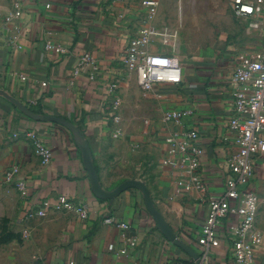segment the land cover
I'll return each mask as SVG.
<instances>
[{"label": "crops", "instance_id": "obj_1", "mask_svg": "<svg viewBox=\"0 0 264 264\" xmlns=\"http://www.w3.org/2000/svg\"><path fill=\"white\" fill-rule=\"evenodd\" d=\"M16 3L19 16L13 15ZM166 10L167 0H159L153 14L142 0H0V89L37 113L64 117L79 126L104 188L126 179L144 180L168 224L206 264H234L226 235L204 255L201 226L206 206L170 198L166 169L159 160L169 132L196 128L203 150L202 178L209 191H223L225 160L237 150L227 126L232 54L234 48L264 46L258 38L264 26L251 29L240 20L244 32L237 31L221 54L190 59L175 53L182 82L157 85L160 92L154 94L140 87L135 71L121 59L128 41L144 29L155 33L149 36V48L172 54L169 26L163 22ZM57 45L64 51H55ZM86 52L96 59V69L86 65L74 74L78 58ZM115 97L121 101L122 135L117 138L111 136ZM182 108L191 115L181 125L163 120V111ZM27 133L50 147L48 164L41 163ZM253 165L249 186L257 196L258 213L252 234L257 238V264H264V154L255 156ZM9 172L24 183L23 189L5 181ZM59 196L69 199L72 208L44 207V201L55 203ZM82 205L85 218L77 210ZM42 209L45 214H37ZM106 217L113 222L104 221ZM70 259L77 264H194L157 229L138 190L127 189L111 203L93 194L68 129L34 120L0 96V264H67Z\"/></svg>", "mask_w": 264, "mask_h": 264}, {"label": "built area", "instance_id": "obj_2", "mask_svg": "<svg viewBox=\"0 0 264 264\" xmlns=\"http://www.w3.org/2000/svg\"><path fill=\"white\" fill-rule=\"evenodd\" d=\"M158 2L159 0H142L149 14L156 11ZM14 8L13 15L19 16L20 4L16 3ZM231 9L234 17L238 21L244 19L249 28L260 29L264 26V2L232 0ZM153 35V31L144 29L131 38L121 60L135 71L142 89L156 94L160 92L157 85H179L183 79V71L177 55L159 53L149 48V36ZM142 45L146 46L144 50L140 49ZM52 48L55 51H64L60 45ZM232 58L231 115L227 126L235 135L237 150L225 160L223 191H209L202 178L200 159L203 150L198 145L199 132L196 128L185 127L169 132L164 139V153L159 163L166 169L170 198L187 199L206 206L207 214L201 226L204 255L209 253L211 247L219 245L220 235H226L230 239L229 251L234 264H257V238L252 233L258 213V200L249 186V181L254 174V157L264 154V46L258 49L234 48ZM86 65H90L92 70L96 69V59L88 52L78 58L74 74ZM120 105V99L115 97L111 103L113 138L122 135V129L118 126ZM190 115L191 110L188 108L171 109L163 111L162 118L181 125ZM26 137L32 141L41 163L48 164L52 156L50 147L34 133H27ZM12 173L5 174V181L13 182L19 189H23L24 183L15 180ZM43 205L47 209L55 210L72 208V203L64 196H59L55 203L46 200ZM77 210L82 218L87 216L85 205ZM45 212L42 209L37 214L44 215ZM104 221L113 222V218L106 217ZM120 227L126 228L127 225L121 223ZM126 240L130 245L135 244L134 239L127 237ZM121 252L125 253L126 250L122 249ZM67 264L77 263L70 259ZM175 264L184 263L176 261Z\"/></svg>", "mask_w": 264, "mask_h": 264}, {"label": "rangeland", "instance_id": "obj_3", "mask_svg": "<svg viewBox=\"0 0 264 264\" xmlns=\"http://www.w3.org/2000/svg\"><path fill=\"white\" fill-rule=\"evenodd\" d=\"M231 2L167 0L169 11H165L163 22L169 26V51L190 59L221 54V49L235 39L233 36L237 31L244 32V25L233 15ZM258 38L264 41V32Z\"/></svg>", "mask_w": 264, "mask_h": 264}, {"label": "water", "instance_id": "obj_4", "mask_svg": "<svg viewBox=\"0 0 264 264\" xmlns=\"http://www.w3.org/2000/svg\"><path fill=\"white\" fill-rule=\"evenodd\" d=\"M0 96L7 99L9 102H11L17 109L22 111L25 115L29 116L30 118L37 120V121H51L58 123L68 129L74 139V142L76 146L78 147L80 153L83 165L87 171V176L90 182L91 190L93 194L99 198V199H107L110 201V203L113 201L114 198H116L118 195H120L123 191L134 188L138 190V192L141 194L143 203L154 219L156 223L157 229L174 245L180 247L183 251H185L188 256L192 259L194 264H206L203 260V258L188 244L183 242L178 234L172 229V227L168 224L162 213L158 210L156 207L150 190L144 180L131 178L126 179L119 183L116 187L112 189H106L104 188L100 181L99 177L96 171V168L93 163V157H92V151L90 148V145L88 143V140L84 134V132L81 130L79 126L71 122L70 120L55 116V115H49V114H42L37 113L33 110H31L27 105L22 103L20 100L9 94L8 92L0 89Z\"/></svg>", "mask_w": 264, "mask_h": 264}, {"label": "trees", "instance_id": "obj_5", "mask_svg": "<svg viewBox=\"0 0 264 264\" xmlns=\"http://www.w3.org/2000/svg\"><path fill=\"white\" fill-rule=\"evenodd\" d=\"M107 216V215H106Z\"/></svg>", "mask_w": 264, "mask_h": 264}]
</instances>
